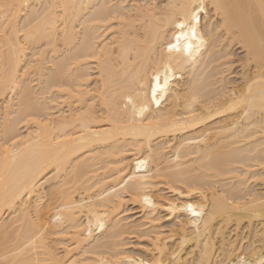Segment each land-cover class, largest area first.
I'll use <instances>...</instances> for the list:
<instances>
[{"label":"bare ground","instance_id":"obj_1","mask_svg":"<svg viewBox=\"0 0 264 264\" xmlns=\"http://www.w3.org/2000/svg\"><path fill=\"white\" fill-rule=\"evenodd\" d=\"M126 200L189 218L152 264H264V0H0V264H145Z\"/></svg>","mask_w":264,"mask_h":264},{"label":"rangeland","instance_id":"obj_2","mask_svg":"<svg viewBox=\"0 0 264 264\" xmlns=\"http://www.w3.org/2000/svg\"><path fill=\"white\" fill-rule=\"evenodd\" d=\"M242 55H243L242 51L239 50V48L237 46L232 48V56H231V61H230L232 63V66H231V69L229 72L230 74H229V76H227L228 79L234 80V79L238 78L236 76V73L239 72V68H238V64L235 62H236L237 58H239V56L242 57ZM222 68H221L222 70H225L224 67H222ZM226 74L227 73H225V75ZM178 89L180 90L181 88H178ZM21 125L22 124H20L18 126L19 133L24 134L25 129L27 127H24V124L22 126ZM250 184L252 185L251 188L253 186L255 187V188L253 187L255 190L261 189V187L258 185V183L255 184L256 185L255 186L253 181H250ZM161 186L162 185H159L158 187H156L157 192L155 191L157 194V197L160 196V197H158V199H160V202L163 201L161 198H163L164 200L169 199V198L171 200H175L177 198L176 196L171 195L169 193V191L166 190L165 187H163V186L161 187ZM161 195H163V196H161ZM195 197H196V195H193L192 198L190 197L191 199L189 198V200L191 201L194 199V201L196 202L198 197H196V198ZM180 199H183V198H179V199L177 198L178 201H180ZM126 201H125L124 205H122V209L120 210V211H122V213H121L122 215H120V216H122L124 219H127V222H133V223L135 222L134 223L135 226H137L136 224H140V226H137V228L139 227L138 230H137V228L133 229V232L131 231V234H129L130 231H128L129 233H125V235L121 236L119 241L122 239L121 245H122L124 251L132 253L133 255H135L136 257L141 259L142 262H144L145 264H152L153 255L149 252L152 249V247H151L152 239H154L156 237H163L165 235V232L167 233V230H168L167 227L170 229L172 227L177 226V221L185 223V222H187V220H189V218L187 216H185L184 213H182V212H179V215L175 214L173 216L167 217L166 216L167 212H165V210L163 208H162L163 209L162 210L160 207L156 208L155 212L149 213V211H146L139 204L132 203L131 201H127V202ZM169 218H171V219H169ZM175 218H176V220H175ZM150 220H152V221L149 222ZM150 223H152V224H150ZM191 226L192 225H188L187 227H191ZM136 230H137V232H136ZM233 230H234L233 227L228 228V235L226 233L227 239H231L232 237L235 238L234 237L235 233ZM241 231L242 232H238V234H239V236L237 238L238 240L241 237L242 238L245 237L246 230L241 229ZM233 238H232V240H233ZM174 241H176V240L174 239L173 241H171L172 243L169 241L166 242L165 253L168 254V251L169 252L172 251L171 250V249H173L172 245H175V243H176V242L174 243ZM3 247L4 246L0 245L1 251H3V249H4ZM184 253L188 254V251L185 250ZM184 253L183 252L181 253L182 256H184Z\"/></svg>","mask_w":264,"mask_h":264}]
</instances>
